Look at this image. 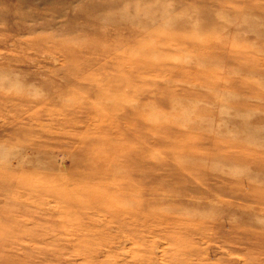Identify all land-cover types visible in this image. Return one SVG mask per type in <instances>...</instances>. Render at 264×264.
<instances>
[{"label":"rangeland","instance_id":"374dc122","mask_svg":"<svg viewBox=\"0 0 264 264\" xmlns=\"http://www.w3.org/2000/svg\"><path fill=\"white\" fill-rule=\"evenodd\" d=\"M0 264H264V0H0Z\"/></svg>","mask_w":264,"mask_h":264},{"label":"bare ground","instance_id":"6f19581e","mask_svg":"<svg viewBox=\"0 0 264 264\" xmlns=\"http://www.w3.org/2000/svg\"><path fill=\"white\" fill-rule=\"evenodd\" d=\"M85 192V191H84ZM76 195V194H75ZM78 198V197H77ZM80 201V199H78ZM74 201V200H73ZM85 205V204H84Z\"/></svg>","mask_w":264,"mask_h":264}]
</instances>
